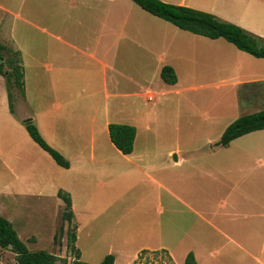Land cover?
<instances>
[{
    "label": "crops",
    "instance_id": "1",
    "mask_svg": "<svg viewBox=\"0 0 264 264\" xmlns=\"http://www.w3.org/2000/svg\"><path fill=\"white\" fill-rule=\"evenodd\" d=\"M161 1L264 38V0ZM0 43L23 67L24 95L12 111L0 74V214L20 239L13 207L33 199L60 219L52 242L61 234L62 189L75 248L84 234L99 262L111 253L114 264H130L143 249H161L175 264L188 252L196 264H264V129L215 144L233 120L264 109V57L181 29L133 0H0ZM165 65L175 83L162 80ZM200 89L216 91L208 105L184 96ZM26 119L68 167L32 140ZM109 123L135 127L130 153L110 141ZM168 139L174 144L163 145ZM110 222H148L142 234L155 240L102 252L92 238Z\"/></svg>",
    "mask_w": 264,
    "mask_h": 264
},
{
    "label": "trees",
    "instance_id": "2",
    "mask_svg": "<svg viewBox=\"0 0 264 264\" xmlns=\"http://www.w3.org/2000/svg\"><path fill=\"white\" fill-rule=\"evenodd\" d=\"M144 10L176 25L177 27L200 34L209 38L223 37L234 44L238 49L246 51L256 57H264V38L254 35L241 27L221 20L216 15L202 10L194 9L184 5L166 3L161 0H133ZM11 50L0 43V74L5 77L8 93L9 108L13 110L12 89H17L20 95H24L23 67L17 51H12V55L5 56ZM160 76L166 83H175L176 75L170 66H163ZM24 126L32 138L43 150H45L54 161L68 167V161L53 147H51L41 136L38 128L31 119L23 121ZM264 129V109L256 112L243 114L233 120L224 129L220 139L216 142L221 146H226L232 139L253 130ZM108 133L110 141L123 154H128L133 150V142L136 133L134 126L125 123H109ZM58 197L64 201L62 212V222L71 223L73 212L71 209V198L67 192L59 189ZM62 230V227H61ZM57 235H54L56 240ZM67 244L70 250L76 254L72 264H114V256L109 253L98 263H87L79 261L78 249L75 248V232L67 231ZM0 247L10 248L15 253L16 264H57L59 257L46 250L31 251L25 243L18 237L11 222L0 214ZM147 251L143 249L139 254ZM184 264H196L192 252H188Z\"/></svg>",
    "mask_w": 264,
    "mask_h": 264
},
{
    "label": "rangeland",
    "instance_id": "3",
    "mask_svg": "<svg viewBox=\"0 0 264 264\" xmlns=\"http://www.w3.org/2000/svg\"><path fill=\"white\" fill-rule=\"evenodd\" d=\"M11 52L5 53L6 57H9L12 55V51H15L13 47H9ZM198 84L197 82L195 83ZM184 93V96H186L187 100L191 99L190 101H194L193 105H208L206 104V97L212 95V92H216L213 89L210 90H198V91H191ZM13 94V102L21 101L22 96L20 95V92L17 89H12ZM206 102V103H205ZM198 122L194 121L193 125H197ZM199 137L195 134L194 131V138H197L199 140ZM200 142L201 139L199 140ZM197 141H188L186 143V146H193L197 143L200 144V142ZM175 140H166L163 142V145H168L170 143L174 144ZM216 144V143H215ZM214 144V145H215ZM207 148V147H206ZM10 206L13 207V202L10 201ZM29 205H15L12 211L16 214V217L13 218V224L19 231V234L22 236L21 240L25 243L27 248L31 251L35 250H46L48 252H51L59 257L57 260V264H72L73 259L75 258L74 253L70 250V244H67V235L65 234V230L68 231V233H71L74 230L73 224H68L66 221L63 224L65 227L64 230L59 234L58 237H56V240L52 242L51 233L53 234V231H51L53 228L55 229L56 226L60 224V219L58 222L55 223V215L52 212V209H50V204H40L37 200L33 199L29 201ZM9 210V211H8ZM7 211L10 212V209ZM146 226L140 225V223H117V222H110L106 227L103 225V227L98 226L97 232L94 234L92 238V243L96 244L101 247L102 252L104 251V248L108 246H119L124 244H136L146 241H154L155 238H149L146 239L144 237V233L146 232V227L148 228L149 223L144 222ZM36 233V240L35 241H26L25 238L26 235H31ZM85 232V231H84ZM64 235V238L62 237ZM141 235V236H140ZM115 237V238H114ZM64 240H63V239ZM134 238L132 243H127V239ZM80 246H76L80 252H82L81 260L86 261L87 258L91 260H100L101 254H93V253H87L85 249V238L84 234L80 237ZM66 243V246L64 245ZM127 245V246H128ZM232 263L235 264L236 261L232 260ZM0 264H16L15 259V253L8 247V248H2L0 247ZM118 264H120V259L118 260ZM130 264H175L171 257L167 254L164 250H147L141 254L138 255V257ZM241 264V263H239Z\"/></svg>",
    "mask_w": 264,
    "mask_h": 264
},
{
    "label": "water",
    "instance_id": "4",
    "mask_svg": "<svg viewBox=\"0 0 264 264\" xmlns=\"http://www.w3.org/2000/svg\"><path fill=\"white\" fill-rule=\"evenodd\" d=\"M27 120V119H26Z\"/></svg>",
    "mask_w": 264,
    "mask_h": 264
}]
</instances>
